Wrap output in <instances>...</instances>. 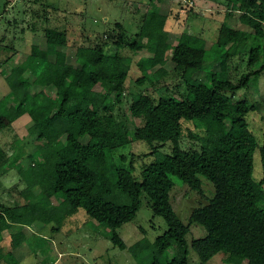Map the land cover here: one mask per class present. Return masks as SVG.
<instances>
[{"label": "trees", "instance_id": "trees-1", "mask_svg": "<svg viewBox=\"0 0 264 264\" xmlns=\"http://www.w3.org/2000/svg\"><path fill=\"white\" fill-rule=\"evenodd\" d=\"M213 1L221 3L228 15H250L255 31L224 21L211 47H207L208 40L201 34L185 30L173 44L169 14L160 13L152 0L146 4L138 38L128 47L141 50L144 45L140 39H147L152 65L169 58L182 71L187 94L184 98H156L145 90L134 93L130 113L141 119L134 128L117 118L111 99L112 93L122 99L132 65L130 56L107 51L110 44L124 45L122 22H116L102 41L77 46L75 62L68 60L65 35L63 42L51 40L45 48L34 44L27 59L13 68L14 81L0 97V131L7 126L3 118L6 112L16 117L29 113L38 129L40 145L36 149L39 159L32 162L29 174H24L19 150L0 157V176L16 167L29 192L22 204L0 202V261L20 264L14 249L26 238L23 228L40 220L36 211L49 199L44 189L49 186L56 197L67 202L48 209L54 229L84 208L91 218L108 228L111 241L121 249L128 248L139 264H164L161 258L169 249L173 254L166 264H191L187 234L194 222L206 229L205 235L191 242L202 264L219 251L228 253L227 263L242 264L247 260L248 264H264V176L260 182L253 179L258 148L264 170V141L260 145L247 121V114L253 110L261 112L264 121V100H233L239 89L264 71V46L259 42L264 37V0ZM250 40L249 64L255 66L261 61V65L235 82L229 59L236 54V46ZM215 63L218 66L213 68ZM32 64L38 74L29 84L24 72ZM201 71H205L206 80L196 77ZM148 78L152 77L145 73L138 82L142 84ZM33 86L40 89L35 91ZM99 87L108 89L104 97ZM44 88H52L54 96H46ZM183 120L193 121L202 129V134H190L200 141V149L181 146ZM133 140L152 146L156 142L168 143L170 152L157 155L137 176L120 166L114 153ZM156 152L158 147L154 146L152 153ZM202 176L214 184L215 193L208 202L193 208L186 223L171 201L174 177L200 191ZM114 187L128 201L109 199L107 194ZM143 194L152 200L154 214L165 219L167 229L146 244L128 246L118 229L137 215ZM16 227L19 229L14 230ZM9 234L13 248L3 252L1 242Z\"/></svg>", "mask_w": 264, "mask_h": 264}, {"label": "rangeland", "instance_id": "rangeland-1", "mask_svg": "<svg viewBox=\"0 0 264 264\" xmlns=\"http://www.w3.org/2000/svg\"><path fill=\"white\" fill-rule=\"evenodd\" d=\"M148 1L0 0V97L9 90L14 81L13 68L27 59V55L31 52L34 44L45 48L51 40L57 39L63 42L66 35L68 43L64 49L68 54V60L75 62L77 46L102 41L115 27L116 22H122L125 28L122 33L124 45L116 47L110 44L107 47V51L111 54L119 51L132 58L126 91L122 99L119 100L116 93L111 94V99L114 101V114L117 118L127 122L131 128H134L135 124L141 123V119L131 115L129 107L133 94L142 90L151 93L156 98L171 95L184 98L187 94V87L180 68L176 67L169 58L165 62L152 65V53L148 49L147 39H140L144 45L141 50L132 51L128 47L129 42L138 38L142 15L147 7L145 3ZM192 1V7H196L198 0ZM163 4H165V10L170 16L169 27L173 44L177 42L184 27L186 30L190 28L192 32L198 33L203 24L209 30L207 35L202 34L208 40L207 47H211L216 42L221 25L219 21L210 20L209 24L207 23V17L210 14L206 9L202 10L200 6H197L199 7L197 15L186 23L184 18L189 12L188 6L190 5L188 2L185 0H164ZM217 17L219 16L217 15ZM229 21L232 22L231 19ZM233 22V26H238L246 31L253 32L256 29L251 16L245 12H237ZM47 28L48 31H46ZM54 33L56 34L54 35ZM259 42L264 46V37ZM252 43L253 41L250 40L245 45L236 46V54L229 59L231 79L235 82L239 81L242 74L257 69L261 65V61L255 66L249 64V52ZM217 66L218 64L215 63L213 68ZM145 73H149L153 79L148 78L141 84L138 79ZM37 74L38 70L34 64L28 66L24 72V75L28 77L29 84L34 82ZM196 77L206 80L205 71H201ZM39 89V86H33V90ZM98 89L101 97H104L108 92L107 88L99 87ZM43 93L49 98L55 94L52 88H44ZM240 99H247L249 102L255 103L264 100V71L253 76L249 84L239 89L233 96V100ZM3 118L7 126L0 131V157H6L19 150L20 156H22L21 165L24 168V174H29L32 169V162L39 159V152L36 151L40 145V141L36 138L38 129L29 113L16 117L8 111L3 115ZM247 121L250 129L262 145L264 121L261 112L250 111L247 114ZM182 123L181 146L184 149H200V141L190 134L191 132L202 134V129L197 128L193 121L183 120ZM154 146L158 147L159 152L152 153ZM154 146L141 140H133L116 149L115 158L120 166L131 169L135 175L139 176L143 167L152 162L157 155L170 152V144L168 143L160 145L159 142H156ZM12 176L18 177V180L16 183L9 184ZM263 176L264 170L258 148L254 155L253 179L255 178L256 182H260ZM19 177L21 176L16 167L10 168L5 175L0 176V198L4 202L21 204L26 201L25 194L29 192L26 190V183ZM174 181L175 186L171 190V201L180 217L187 223L193 208L208 202L214 195L215 186L205 176H202V189L200 191L192 189L177 177H174ZM5 186L9 187L8 192L4 190ZM44 189L49 195V199L41 204L36 211L40 220L23 228L26 238L21 245L14 249V255L20 264H139L128 248L121 249L111 241L107 236L108 228L91 218L84 208H79L65 219L59 229H54V222L50 219L48 209L52 206L62 205L66 200L56 197L51 187L46 186ZM261 190L264 194V184L261 185ZM107 197L117 202L128 201L115 187L111 189ZM17 229L19 227L14 230ZM166 229L165 219L154 214L152 200L143 194L137 215L124 223L118 232L127 245L131 246L134 243L146 244L148 240H154ZM205 234L204 226L196 222L191 225L190 232L187 234L191 264H202L191 242L193 238ZM1 245L3 252L13 248L12 240L9 238L2 241ZM172 254L173 249L167 250L161 258L162 263L166 264ZM227 255L226 251H219L204 264H233L225 261ZM0 264H6V262L1 260ZM242 264H248V261L245 260Z\"/></svg>", "mask_w": 264, "mask_h": 264}, {"label": "crops", "instance_id": "crops-1", "mask_svg": "<svg viewBox=\"0 0 264 264\" xmlns=\"http://www.w3.org/2000/svg\"><path fill=\"white\" fill-rule=\"evenodd\" d=\"M197 1V0H196ZM206 1H208V0H198L197 2V6H200V9H202V10H204V9H206V11H208V13L210 14L208 17H207V23L209 24V21L210 20H212V21H214V22H217V21H219V23H220V25H222V23L224 22V21H227L231 26H233L234 24H235V22H233V20H234V18L236 17V13L237 12H234V13H231V14H227L228 12H227V10L225 9V8H223V6H222V4H220V3H216V2H214L213 0H209L208 2H206ZM212 1V2H211ZM149 2V1H148ZM161 2H163L164 3V0H152V3H154L153 5L154 6H156L157 8H158V10H159V12L160 13H163V14H167L168 12H167V10H165V4H163L162 3V5H161ZM145 4H147V3H145ZM188 5H190V4H188ZM147 6V5H146ZM192 7V5H190V6H188V8H189V12L185 15V22L187 23V22H189V20L193 17V16H196L197 15V11L199 10L198 8L199 7ZM146 9H147V7H146ZM145 9V10H146ZM144 10V11H145ZM216 13V14H215ZM217 15L219 16V17H217ZM229 19H231L232 20V22L234 23H232V22H230L229 21ZM204 21H206V20H204ZM206 23V24H207ZM186 25V24H185ZM191 27V26H190ZM235 27V26H234ZM237 28H239L238 26H237ZM184 30L185 31H187V32H190V33H194V34H198V33H201V35L202 34H206L207 35V33L209 32V30H208V28L206 29V27L204 26V24H203V26H201V29H200V31L198 32V33H195V32H192L191 31V29L189 28L188 30H186L185 29V27H184ZM20 178V177H19ZM17 180H18V177H16V176H12V178L9 180V184H11V183H16L17 182ZM2 183V182H1ZM8 184V185H9ZM15 185H18V184H15ZM14 185V186H15ZM11 187V186H10ZM4 190L5 191H9V187H7V186H5L4 187ZM1 196V195H0ZM0 202H2V203H5V204H8V203H6V202H4L3 200H2V198H0ZM20 204V203H19ZM22 204V203H21ZM8 205H11V204H8ZM7 238H9L10 240H11V236H10V234L9 235H7L5 238H4V240H6ZM3 240V241H4ZM2 243V242H1ZM2 246V245H1Z\"/></svg>", "mask_w": 264, "mask_h": 264}, {"label": "built area", "instance_id": "built-area-1", "mask_svg": "<svg viewBox=\"0 0 264 264\" xmlns=\"http://www.w3.org/2000/svg\"><path fill=\"white\" fill-rule=\"evenodd\" d=\"M185 2H188L190 5L193 4V1L192 0H185ZM264 23V22H263Z\"/></svg>", "mask_w": 264, "mask_h": 264}]
</instances>
